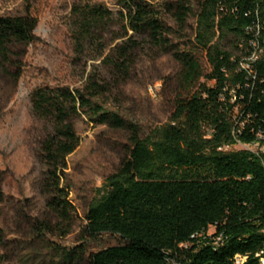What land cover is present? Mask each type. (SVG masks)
I'll list each match as a JSON object with an SVG mask.
<instances>
[{
    "label": "trees",
    "instance_id": "obj_1",
    "mask_svg": "<svg viewBox=\"0 0 264 264\" xmlns=\"http://www.w3.org/2000/svg\"><path fill=\"white\" fill-rule=\"evenodd\" d=\"M112 1L117 10L74 7L78 51L111 35L115 46L107 54L101 48L97 59L127 79L149 47L179 65L182 95L169 122L144 135L101 103L110 86L97 77L82 89L34 90L33 113L51 127L37 152L48 213L29 217L27 237L47 245L51 264H238V258L264 264V0ZM191 17L194 37L184 41ZM37 25L31 15L0 16V72L11 76L16 69L20 77ZM83 117L126 132L129 147L71 249L50 237L76 227L64 175L81 143ZM237 145L257 150H233ZM5 202L0 182V205ZM108 236L119 244L92 250ZM9 243L0 227V264H13Z\"/></svg>",
    "mask_w": 264,
    "mask_h": 264
},
{
    "label": "rangeland",
    "instance_id": "obj_2",
    "mask_svg": "<svg viewBox=\"0 0 264 264\" xmlns=\"http://www.w3.org/2000/svg\"><path fill=\"white\" fill-rule=\"evenodd\" d=\"M157 3L163 0H148ZM197 1V0H192ZM100 4L117 10L112 0H0V16L31 15L37 22L35 42L26 48L21 75L0 72V182L6 202L0 205V227L9 240L13 264H51L46 244L30 241L29 217H45L48 210L41 191L43 166L37 158L40 142L51 132L48 122L37 118L31 94L41 87L82 89L90 76L110 86V94L100 101L138 124L144 135L169 122L180 95L179 65L170 57L145 47L127 79H118L97 59L115 46L111 35L96 44L85 45L80 52L73 38L74 7ZM171 25L176 28L174 22ZM196 19L191 17L183 34L192 39ZM179 41L178 39L175 42ZM206 67V62L203 60ZM211 84V83H210ZM80 146L68 157L64 186L75 208L76 227L66 237H50L59 246L79 245V225L89 206L102 192L107 178L115 174L129 147L128 134L106 126H97L86 117L77 123ZM257 150V146L237 145L235 151ZM214 233L210 229L208 235ZM119 241L105 237L92 246L93 251L116 246ZM245 262V261H244Z\"/></svg>",
    "mask_w": 264,
    "mask_h": 264
},
{
    "label": "built area",
    "instance_id": "obj_3",
    "mask_svg": "<svg viewBox=\"0 0 264 264\" xmlns=\"http://www.w3.org/2000/svg\"><path fill=\"white\" fill-rule=\"evenodd\" d=\"M244 259L238 258V264H244Z\"/></svg>",
    "mask_w": 264,
    "mask_h": 264
}]
</instances>
